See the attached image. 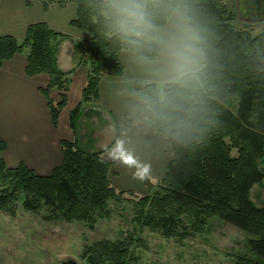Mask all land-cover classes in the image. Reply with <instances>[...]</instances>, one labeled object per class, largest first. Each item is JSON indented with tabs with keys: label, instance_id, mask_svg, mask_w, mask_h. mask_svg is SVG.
<instances>
[{
	"label": "trees",
	"instance_id": "obj_1",
	"mask_svg": "<svg viewBox=\"0 0 264 264\" xmlns=\"http://www.w3.org/2000/svg\"><path fill=\"white\" fill-rule=\"evenodd\" d=\"M34 0H28L31 6ZM76 6L71 25L89 34L79 43L78 64L87 70L79 104L70 113L75 138L62 140V163L40 175L25 163L11 167L3 157L0 138V210L14 216L19 207L49 222H81L94 229L99 219L112 216L110 202L131 204L135 224L179 241L202 233L217 217L249 236L256 262L238 256L236 264H264V206L251 199V189L261 184L264 172V32L253 35L236 29V13L220 0H156L144 8L143 21L127 22L120 9L128 0H69ZM60 0H50L49 3ZM187 10L198 38L204 64L160 88L137 81L135 88L152 131L169 141L172 159L165 176L157 181L146 175V194L119 190L110 180L112 164L103 150L88 152L79 142L78 120L86 104L99 98L105 75L122 76L123 51L149 60L161 55L156 30L164 27L178 7ZM44 7L48 3L44 2ZM69 36L46 22L29 24L22 40L0 35V68L16 54L27 57L29 77L46 73V97L52 123L68 101L76 68L63 71L57 64L59 44ZM60 100L51 98V90ZM138 248L147 249L133 233L117 240L102 239L84 249L88 264H137Z\"/></svg>",
	"mask_w": 264,
	"mask_h": 264
},
{
	"label": "crops",
	"instance_id": "obj_2",
	"mask_svg": "<svg viewBox=\"0 0 264 264\" xmlns=\"http://www.w3.org/2000/svg\"><path fill=\"white\" fill-rule=\"evenodd\" d=\"M28 0H0V35H11L22 40L29 24L46 22L52 28L67 34L57 50V64L63 71L75 69L72 83L68 92V101L60 113L57 126L52 123V116L47 105L46 97L40 92L46 88L50 78L46 73L33 77L26 74L27 57L25 53L16 54L11 60H6L0 68V138L5 142L6 149L3 157L11 167L25 163L36 173L48 175L63 161L62 140H73L75 134L70 126V113L79 104L82 91L87 82L86 68L78 64L80 59L79 43L85 42L89 34L71 25L76 17V6L69 0L49 3L50 0H34L28 6ZM44 2L48 7H44ZM181 8V7H179ZM177 8L170 17V22L156 30V40L161 46V56L157 60H149L131 51H123L120 59L125 67L122 76L105 75L99 84V98L84 107L83 114L77 124V134L80 145L83 141V128L92 117V131L96 128L94 145L88 151L103 150V156L112 166L110 180L119 189L146 194L143 183L135 178L139 171L147 169V176L161 179L165 176L172 152L167 138L156 135L152 131V123L143 114L141 102L136 92V82L169 83L173 77H181L187 72L196 71L203 67L200 53L188 54L180 70L171 56L163 59V52L170 51L161 42L162 34L175 33L180 43L190 48L195 45V33L188 22L186 9ZM179 10V11H178ZM188 32L189 45L185 36L176 30ZM161 30V31H159ZM186 32V33H187ZM192 49V48H191ZM175 57V56H174ZM194 61V62H193ZM179 66V65H178ZM166 79V80H163ZM51 98L58 102L60 92L51 90ZM95 113V114H94ZM97 114V116H96ZM104 118L102 133L106 130L112 133L107 144L99 148L100 120ZM87 143V144H88ZM121 153L131 157L125 163L121 159H113Z\"/></svg>",
	"mask_w": 264,
	"mask_h": 264
},
{
	"label": "rangeland",
	"instance_id": "obj_3",
	"mask_svg": "<svg viewBox=\"0 0 264 264\" xmlns=\"http://www.w3.org/2000/svg\"><path fill=\"white\" fill-rule=\"evenodd\" d=\"M153 1L156 0H138L143 8ZM220 1L236 13L234 0ZM180 7L178 8L186 9ZM232 23L236 29L248 30L253 35L264 32V22L244 24L239 22L235 16ZM177 25L180 26V24L172 26L173 30ZM191 29L195 33L192 27ZM186 32L180 29L177 35L182 36L183 34L187 45H189L192 38L191 35L189 38L188 32ZM194 35L196 37L195 45L187 49L180 43V38L177 39L174 32L162 34L161 42H164L165 47L170 51L166 54L163 52L162 61L173 56L172 59L178 63L176 66L181 70L184 65L183 61L189 59L190 55L188 54L198 52L204 63L203 54L197 46V34ZM179 78L173 77L170 81H177ZM159 84L160 88L165 85L164 83ZM98 116L101 126L100 143H98L100 145L98 146L102 148L107 144L112 133L109 130L102 133L104 118L101 115ZM92 117L89 115L87 118L88 123L86 122L83 128L82 138L83 141L87 143L90 141L94 145V137L98 134L95 133L96 128L92 131ZM87 143L81 144V147L86 151L91 146V143ZM260 169L264 172V160L261 161ZM150 178L154 181L159 180L152 176ZM250 196L257 206H264V180L251 189ZM132 207L131 204H118L111 201L112 216L99 219L94 229L81 222H49L44 220L40 214L26 211L22 207H19L14 216L0 210V264H72L71 262L88 264L83 258L86 246L102 239L117 240L130 233L143 237L148 247L136 250L135 253L140 257L137 264H236L238 256H247L256 262L263 263V259L251 250L249 236L217 217L208 220L202 233L179 241L163 237L149 228L141 230L133 220Z\"/></svg>",
	"mask_w": 264,
	"mask_h": 264
},
{
	"label": "water",
	"instance_id": "obj_4",
	"mask_svg": "<svg viewBox=\"0 0 264 264\" xmlns=\"http://www.w3.org/2000/svg\"><path fill=\"white\" fill-rule=\"evenodd\" d=\"M236 18L244 24L264 22V0H234ZM75 264V262H71Z\"/></svg>",
	"mask_w": 264,
	"mask_h": 264
},
{
	"label": "clouds",
	"instance_id": "obj_5",
	"mask_svg": "<svg viewBox=\"0 0 264 264\" xmlns=\"http://www.w3.org/2000/svg\"><path fill=\"white\" fill-rule=\"evenodd\" d=\"M120 11L127 17V22L133 24H139L143 21L142 13L139 10V6L134 3V0H128L126 6L122 7ZM113 159H121L125 163L131 161V157L126 154L121 153L118 157H113ZM147 175V169L139 171L135 174V178L143 181Z\"/></svg>",
	"mask_w": 264,
	"mask_h": 264
}]
</instances>
